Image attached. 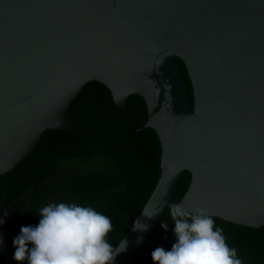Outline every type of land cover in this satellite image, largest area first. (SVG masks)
Here are the masks:
<instances>
[{
	"label": "water",
	"instance_id": "obj_1",
	"mask_svg": "<svg viewBox=\"0 0 264 264\" xmlns=\"http://www.w3.org/2000/svg\"><path fill=\"white\" fill-rule=\"evenodd\" d=\"M92 79L161 145L158 179L114 264L169 203L264 225V0H0V174L46 128L79 130L67 108ZM131 93L145 100L142 126L126 110ZM183 169L190 182L171 202Z\"/></svg>",
	"mask_w": 264,
	"mask_h": 264
},
{
	"label": "trees",
	"instance_id": "obj_2",
	"mask_svg": "<svg viewBox=\"0 0 264 264\" xmlns=\"http://www.w3.org/2000/svg\"><path fill=\"white\" fill-rule=\"evenodd\" d=\"M177 61L192 104L186 67L180 57ZM126 110L137 126L147 119L145 100L138 93L128 96ZM67 113L79 130L46 128L27 155L0 174V220L4 221L0 224V264H21L13 260V240L21 227L38 226L40 210L50 203H75L108 216L113 230L107 240L115 247L156 184L161 156L157 132L143 126L137 133L103 82L87 81L71 100ZM189 182L190 172L183 169L171 202L180 200ZM170 204L126 264H153L151 253L157 247L171 250L176 237ZM211 217L243 264H264V225ZM162 222L168 224L167 231Z\"/></svg>",
	"mask_w": 264,
	"mask_h": 264
},
{
	"label": "clouds",
	"instance_id": "obj_3",
	"mask_svg": "<svg viewBox=\"0 0 264 264\" xmlns=\"http://www.w3.org/2000/svg\"><path fill=\"white\" fill-rule=\"evenodd\" d=\"M168 207L176 242L169 251L157 247L151 253L153 264H243L209 213L200 209L193 213L182 204ZM159 210L144 215L150 218ZM39 216L38 226L21 227L13 240V260L21 264L25 260L27 264H114L116 256L126 250L125 239L116 247L108 242L112 222L92 207L50 203ZM161 227L167 231L168 224L162 222ZM133 230L146 231L147 225L137 221Z\"/></svg>",
	"mask_w": 264,
	"mask_h": 264
}]
</instances>
